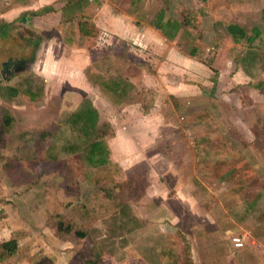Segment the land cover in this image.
<instances>
[{
	"label": "rangeland",
	"instance_id": "1",
	"mask_svg": "<svg viewBox=\"0 0 264 264\" xmlns=\"http://www.w3.org/2000/svg\"><path fill=\"white\" fill-rule=\"evenodd\" d=\"M169 1L167 14L183 22L189 38L201 44L185 40L187 44L180 46L188 50L195 45L207 66L223 50L225 61L238 68L246 66L252 75L247 84L237 86L240 106L237 97H232L233 103L220 98L221 109L208 94V103L180 111L179 122L190 133L197 178L193 188L186 189L196 200L187 209L215 220L209 230L218 227L229 240L243 236L245 247L263 245L260 249H264V136L260 129L264 90L254 88L264 85V0ZM227 24L241 27L246 34L255 28L259 36L250 44L241 40L233 47L224 30ZM249 52L255 62L251 68ZM6 53L0 48V58H6ZM215 77L211 70L209 80ZM20 102L17 99L14 107L0 103V117H10L8 126L0 125V241L8 238V230L26 226L17 254L5 264H38L44 258L51 264H188L186 247L191 238L186 232L193 225L170 219L171 213L175 217L185 213L180 201L171 203L169 212V204L148 202L145 195L151 194L143 191L141 167L139 175L109 163L91 171L82 153L65 151L68 145L80 146L77 133L64 124L69 114L54 117L53 103L47 107L27 103L24 109ZM47 118L55 122L44 124ZM57 221L75 225L87 237L78 239L72 233L57 237L53 231Z\"/></svg>",
	"mask_w": 264,
	"mask_h": 264
},
{
	"label": "crops",
	"instance_id": "2",
	"mask_svg": "<svg viewBox=\"0 0 264 264\" xmlns=\"http://www.w3.org/2000/svg\"><path fill=\"white\" fill-rule=\"evenodd\" d=\"M161 9L156 0L133 5L131 0H0V48L7 52L0 58V103L14 107L19 99L24 109L27 103H53L56 117L71 114L87 99L98 123L107 122L112 130L104 138L109 164L136 175L141 167L148 202L169 204L168 212L179 201L185 208L181 217L171 213L170 219L193 225L186 232L191 264H264L263 245L245 247L243 239L242 248L233 249L220 228L209 230L212 219L188 211L196 203L186 193L197 179L195 156L190 133L179 122L180 111L208 103V94L221 109L220 98L233 103L237 97L240 106L237 86L250 81L251 71L225 61L223 50L207 66L195 45L180 46L193 40L183 27L172 39L164 37L153 25ZM170 9L171 3L161 23H180L167 14ZM81 18L98 30L95 37L79 34ZM248 57L251 68L254 58L250 52ZM211 70L216 77L210 81ZM15 230L26 232V226L8 234Z\"/></svg>",
	"mask_w": 264,
	"mask_h": 264
},
{
	"label": "trees",
	"instance_id": "3",
	"mask_svg": "<svg viewBox=\"0 0 264 264\" xmlns=\"http://www.w3.org/2000/svg\"><path fill=\"white\" fill-rule=\"evenodd\" d=\"M140 1L141 0H131V4L133 5L134 3H139ZM159 1L161 2L162 9L155 16V22L153 23V25L164 37H166L167 39H172L177 30L181 27H184L185 24L183 22L176 23L169 20L161 23L164 10H168L170 1ZM77 28L79 34L85 37H95L98 33V30L86 18H81L78 21ZM224 30L225 33L230 37L231 41L235 44H237L241 40L247 44H250L254 41L255 38L259 36L258 30H256L255 28H252L250 30V34H246L244 29L235 24L225 25ZM261 41L264 47V37L261 39ZM254 56L257 57L256 55ZM213 85L212 91L214 88ZM115 86L119 85H114L113 83V87ZM254 88L256 90H264V85L257 84ZM9 121L10 117L8 115H1L0 125L8 126ZM64 124L68 126L70 131L74 133L76 132L77 136L80 139V146L68 145V147H66L65 151L67 153L71 154L77 151L78 154L82 153V159L90 169L101 168L109 163L107 160L108 150L104 142V138L112 136V130L107 122L98 123L97 112L87 99H82L78 103L76 110L66 117ZM260 129L262 131V136H264V120L261 122ZM47 158L54 160V157L49 154ZM111 188L113 189L112 193L115 195V192H117L116 189L113 187ZM109 194H111V191H109ZM74 227L75 225L73 224H63L61 221H57L53 227V231L57 237H62L68 235L69 233H72L78 239H85L87 237L85 231L81 229H74ZM24 232L25 231L23 230L13 231L10 233L9 237L6 240L0 241V264H4L7 259L17 254L19 250V240L25 235ZM186 250L188 251V264H191V261L189 259V250L187 247ZM50 262V259L44 258L38 264H51Z\"/></svg>",
	"mask_w": 264,
	"mask_h": 264
},
{
	"label": "built area",
	"instance_id": "4",
	"mask_svg": "<svg viewBox=\"0 0 264 264\" xmlns=\"http://www.w3.org/2000/svg\"><path fill=\"white\" fill-rule=\"evenodd\" d=\"M242 240H243V236L241 237H232L231 238V243H232V247L233 249H240L242 248Z\"/></svg>",
	"mask_w": 264,
	"mask_h": 264
}]
</instances>
